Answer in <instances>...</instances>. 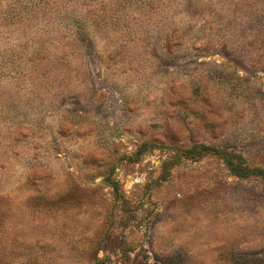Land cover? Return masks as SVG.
I'll return each mask as SVG.
<instances>
[{
	"label": "rangeland",
	"instance_id": "rangeland-1",
	"mask_svg": "<svg viewBox=\"0 0 264 264\" xmlns=\"http://www.w3.org/2000/svg\"><path fill=\"white\" fill-rule=\"evenodd\" d=\"M199 145L264 169V0H0V264H264Z\"/></svg>",
	"mask_w": 264,
	"mask_h": 264
},
{
	"label": "trees",
	"instance_id": "trees-1",
	"mask_svg": "<svg viewBox=\"0 0 264 264\" xmlns=\"http://www.w3.org/2000/svg\"><path fill=\"white\" fill-rule=\"evenodd\" d=\"M155 144H144L136 153V157H140L150 146ZM178 153L184 157L190 159H199L203 154H212L216 157H219L223 160L225 166L228 168L230 173L240 179H251V178H260L264 180V169L263 168H253L251 167L246 159L242 155L238 154H229L222 149L199 145L195 146L192 149L187 150H177ZM178 154V155H179ZM108 182L117 191V183L112 181L111 178H108ZM99 264H106L105 261H100Z\"/></svg>",
	"mask_w": 264,
	"mask_h": 264
}]
</instances>
